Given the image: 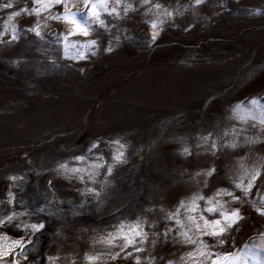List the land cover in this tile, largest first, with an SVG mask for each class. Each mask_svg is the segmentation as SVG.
<instances>
[{
    "label": "rangeland",
    "instance_id": "374dc122",
    "mask_svg": "<svg viewBox=\"0 0 264 264\" xmlns=\"http://www.w3.org/2000/svg\"><path fill=\"white\" fill-rule=\"evenodd\" d=\"M106 2L109 11L115 8L101 14L107 28L89 21V35L83 36L68 35L70 25L49 17V11H65L59 5L36 16L32 0H0V219L23 212L13 224H44L35 234L30 228L0 227L13 239L31 236L24 248L28 261L21 264H49L48 256L58 257L56 264H134L133 257L110 259L107 253L119 248L96 241L137 217L147 221L144 251L133 254L141 264L153 258V264H181L192 246L177 242L182 237L167 213L194 192L207 198L218 189L234 191L229 176L241 158L248 167L264 159V0ZM7 3L13 8H4ZM157 3L161 8L152 7ZM20 9L26 11L9 21ZM69 9L86 14L81 0H69ZM37 22L39 36L26 31ZM12 25L18 38L9 42ZM153 31H158L154 41ZM114 139L125 145L126 163L114 165L101 189ZM94 141L98 147L91 149ZM232 141L239 146L228 147ZM183 148L189 154H181ZM97 157H103L104 167L94 183L85 174L81 182L56 171L67 162L69 169L87 172L86 165L101 162ZM209 168L213 174L203 175ZM88 187L99 191V198L87 193ZM256 189L248 204L233 205L245 219L224 247L215 249H251L239 264L264 260V217L251 203L264 196V174ZM9 192L15 198L11 204ZM217 199L230 201L226 195ZM166 228L172 229L167 237ZM10 243L0 239V249ZM98 253L94 262L85 258Z\"/></svg>",
    "mask_w": 264,
    "mask_h": 264
},
{
    "label": "snow or ice",
    "instance_id": "6c2138e0",
    "mask_svg": "<svg viewBox=\"0 0 264 264\" xmlns=\"http://www.w3.org/2000/svg\"><path fill=\"white\" fill-rule=\"evenodd\" d=\"M82 4L86 8V14L80 12H73L69 9V0H32V10L31 13L39 16L42 11L49 10L52 7L57 5L61 6L65 9L64 12L56 13L53 15L49 11V17L56 20H63L66 24L70 25L68 35L80 34L83 36L89 35V29L91 28V24L89 21H93L99 27L107 28L104 20H102L101 14L105 13L111 15L115 12V8L113 7L111 11H109L107 7L106 0H81ZM143 4H147L148 0H142ZM202 0H195L196 5H200ZM4 8L12 9L13 4L7 3L3 5ZM128 7H125V11H127ZM157 9L161 8L159 3L152 5ZM26 9H20L19 12L13 11L9 16V21L12 20L13 17L20 15L22 12H25ZM167 16H171L172 12H166ZM39 26L38 22L35 27H31L26 29V31H35V29ZM7 27V25H6ZM12 34L11 40L17 39V29L15 25H12ZM151 27L153 29H157L158 23L157 21H152ZM37 36L40 35L38 31H35ZM2 35V33H0ZM158 35V31H153L151 39L154 41ZM95 41H89V45H95ZM105 51H111V48L105 49ZM95 54L94 52L92 53ZM81 58L83 57V53L80 54ZM255 103V99L252 101ZM238 107V106H237ZM235 111V109L233 110ZM261 124H264V120L261 121ZM227 135V133H225ZM208 136L203 137V142H208ZM246 143H257L256 139H247ZM112 145H115V149L113 150L111 163L107 164V171L104 173L106 179L101 182V189H103L104 185L107 184V176H110L113 172V167L119 163H126L124 159V151L125 145L120 142L119 139H114L110 142ZM228 147H238L236 141H232L227 145ZM98 147L97 142H92L91 149H95ZM211 148L213 152H215L217 148V142L214 140L211 142ZM184 155L189 154L187 148L182 149V153ZM74 159L76 161H84V156H75ZM97 160L101 161L100 163H93L92 165H86L88 171L85 172V168H71L67 167V162L59 164L56 171L58 174L60 173H69L76 176V178L80 179L81 182H84L83 175L88 176L89 181L95 182V176L99 175V169L104 167L103 157H97ZM239 167L233 172L231 176H229V180L231 183V187L234 191H228L227 189H218L212 196L205 197L200 195L199 192H194L191 197H188L186 200L182 199L179 201V206L175 208L174 211L167 213L166 219L169 221H174L177 226V235L182 237L181 240H178V243H182L184 245H190L191 251L186 252L183 256H181V264H239L241 256H245V261L247 259L248 253L251 252V249H248V252H237V251H215L217 247L223 248L224 245L228 242L231 237V233L233 231L240 230L241 222L245 219V216L239 206L233 205H246L249 203L248 197L253 192L256 191V182L261 177V167H264V159H261L259 164H254L252 167H248L244 163V158L238 162ZM215 171L214 168H209L206 172L203 173L205 176H211ZM201 173H197L196 175H200ZM9 180H16L17 177H8ZM51 183V181L49 182ZM206 186V184H205ZM235 190H238L235 191ZM87 193L93 194L96 198H99L100 192L96 191L92 187H88L86 189ZM226 195L230 197V201L225 202L228 204V207H225V203H222L218 196ZM9 200L8 203L11 204L14 201V197L12 193H8ZM200 201H203V207L200 206ZM252 206L256 211V214L264 217V196H261L259 201H252ZM259 203L260 207L256 208L255 205ZM181 209H183V221L181 219ZM145 211H151V209H146ZM24 215L23 212L16 213L12 212L9 215L5 216L3 219H0V227H7L11 225L18 230H24L30 228L32 233L40 231L44 227L43 223H32V224H23L15 223L13 221L16 220L17 216ZM202 222V223H201ZM147 221L142 220L140 217L131 223L121 222L119 225L115 226L114 232H109L107 236L102 237L97 243H102L108 245L110 248L118 247L119 251L117 252H108L107 255L112 260H116L117 258L128 259L129 257H133L134 264H141L140 256H134V253H141L144 251L142 245L148 238V233L144 231V225ZM172 232L171 228H166L164 235H167ZM195 235H191L193 233ZM155 235V233H153ZM264 236V233H261ZM207 237L212 241L211 244L208 243L204 238ZM0 239L5 241H10V245L7 248L0 249V260L3 257L12 253V259L8 262V264H21V261H28V256L24 251L25 245L31 243V236H28V239L25 240L24 236H18L15 239L10 237L6 232L0 233ZM118 242V243H116ZM156 241L153 240V244ZM140 245V246H137ZM234 247V245H233ZM247 247V246H246ZM17 249H19L17 251ZM128 249H131L130 251ZM123 254V255H122ZM101 254H97L95 256L86 255V259L90 262H94L99 259ZM19 257V259H17ZM58 257L48 256L47 260L49 264H56ZM154 259V258H153ZM153 259H147V264H153ZM168 264H173V261H168ZM254 264H264V260L254 261Z\"/></svg>",
    "mask_w": 264,
    "mask_h": 264
}]
</instances>
